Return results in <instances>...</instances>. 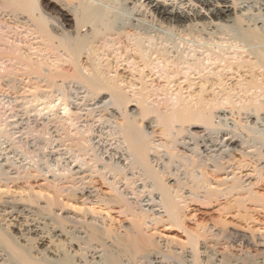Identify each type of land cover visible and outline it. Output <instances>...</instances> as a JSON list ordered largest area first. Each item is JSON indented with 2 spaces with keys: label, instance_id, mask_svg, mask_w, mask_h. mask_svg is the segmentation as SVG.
Listing matches in <instances>:
<instances>
[{
  "label": "bare ground",
  "instance_id": "1",
  "mask_svg": "<svg viewBox=\"0 0 264 264\" xmlns=\"http://www.w3.org/2000/svg\"><path fill=\"white\" fill-rule=\"evenodd\" d=\"M190 1L195 5L199 4L203 10L206 6V8L214 6L215 9L209 12L207 9L203 13L172 12L166 8L165 2L160 0H56L63 8L60 9V12H54L48 7V4L53 1L0 0V44L6 41V43L9 42V39L6 41L4 40L3 33L7 35L13 33L17 37H20V34L26 33L23 36L25 42L29 43V45L27 44L28 48L26 50H33V45L35 44L41 45L35 47L37 51L34 53L28 52L27 54L25 53L26 50L24 51L19 45H12L13 42H9L11 45L9 49L6 48V46H4L3 49L0 47V61L2 62L0 63L9 62L8 66L11 67L8 68V66H6L4 72H0V76H22L20 81H18L20 84L17 85L18 87L16 86L17 88L15 89H17V91L21 90L22 93L32 95H36L41 88L51 89L53 92L56 84L58 85L57 80L59 78L64 79L62 81L65 83L67 80H70L69 83L71 87L74 88V86H76V89L78 88V90L80 89L81 91L79 94H83L82 97H77L76 95L75 101H73V98L71 99V96L67 95L68 93L65 95L61 94V96L63 95L64 97L62 105L65 106V110L71 112V108L76 105V107H78V109L75 110L76 113L73 111L76 114L75 116H77V114H88L92 116L93 112L97 109V112L101 113L102 117L108 114L115 117L117 113L122 110V117L121 113L119 117L123 118L122 122L125 120V123L123 122L124 125H120L121 131L119 130L118 134L120 135L118 137H115V131V134L112 132V134L107 135L109 130L105 132L102 125V128H100L101 126L97 127V132L100 133L99 136L104 135L103 137H105L107 135L106 138H101L97 141V147H99L97 149L102 148V151L98 154V158L99 160L103 159V155L110 151L107 157L109 156L114 170L111 169L112 167L110 166L111 170L104 171L105 175L102 173L101 176V171L99 169L100 176H97L98 178L96 180H92V178L88 180L87 177H82L81 168L83 165L80 166V170L78 169V171H76L81 172V181L85 185V187L84 185L83 187H79V193L86 196L85 198L90 200L89 203H96L100 210L109 209L114 213L132 216V221L124 228L125 236H114L112 234V229L110 230L108 228L104 232L106 236L104 238L100 229L102 226L101 222L104 220L100 222V220H97L96 216V218L94 217V221L90 220L91 223L88 222L94 227L92 233H90V235L87 234L88 237L81 235L85 232L83 227H79V229L77 227V229L74 228L72 231L67 230L68 233H71L70 238H67L66 234L59 229L55 218H51V220H53L51 222L44 221L41 223L38 221L39 219L35 211L33 210V212L30 210L29 206L21 202L19 203L17 200H4L0 208L1 220L4 222L7 221L4 223L5 227H15L20 233L19 237L10 235L13 243L17 247H23L27 252V250H31L29 248H33L34 246L27 248L25 247L26 245H21L19 243V239L22 236L21 239L24 240L23 237L29 235V239H35L39 244L47 246L46 250H44L46 252L43 254L40 252L35 254V256L37 255V260L40 261L33 258V262H29L30 264H69L68 262H71L72 259L60 263L59 259L56 260L53 259V257H59V255H61L59 253L62 251L61 248L65 247V245V250L69 254L70 251L72 252L74 250L73 247L81 246L82 243L87 244L86 247L82 248L86 251L85 253H91L93 258L99 259L97 264H104L103 249L100 248H104V245L108 242L113 245L112 243H122L125 239L130 241L129 247L133 248V253L138 254L147 251L146 255L137 261V264H228L229 257L231 259L229 261L231 264H264V237H262V235L252 236L251 234L230 230L226 231L224 235L222 234L223 236L219 235V232L218 234L214 232V235L212 234V236H209L207 234L208 230H205V232L207 231L206 234L202 231L201 235H197L195 232L191 234V231V233H189L190 235H187L188 242H186L190 245V250L182 246L183 248L181 251L177 252V250L172 249V247L169 249L168 247L166 248L165 245L162 246L160 241L159 244L154 237L146 235L145 232L143 233L144 228H151L152 226L155 228V225L160 222L168 221L171 222L172 225H178L179 223L178 226H180V224H182L181 222L184 220L182 218V213L184 208L188 207V203L183 206L184 208L180 206V203H178L174 197L178 196V193L172 195L173 191H169L168 186H163L160 180L163 176L160 175L158 177L156 173H162L163 175L164 170L159 173L156 169L157 172L155 170L154 172L156 173H154L151 167L152 171L146 168L147 170L144 174H148L150 178H153V185H148V181L144 179V177L142 179V173L135 177L137 181L140 179L143 181L140 185L143 189L145 186L152 187V190L149 191L150 194H142L143 198L140 197L142 198L141 201H137L141 209L138 214L134 212L128 214L129 208L128 206H124L126 201L124 202L123 200L122 203L120 197H114L113 199L111 194L115 190L110 191L104 189L105 185L110 183L104 178L106 174H112L114 171L113 175L110 174V177L112 176V178L116 179L117 176H120L125 179L129 174L128 172L132 171L130 166H132L134 170L137 168L139 169L140 164L144 165L148 163V166L150 162L151 164L153 161L155 163L156 157H154V154L156 152V154L161 153V156L158 155L157 157L158 160H160L161 157H172L171 155L169 156V148H171L173 151L171 154L174 158L175 155L179 156V152H181L184 154V157H188L189 160L192 159V165L190 166L192 168H189L190 161H188L187 158L188 165H184L186 167L185 169H187V171L193 169L195 173L198 172L200 175L196 173L194 176L195 173H192V175L190 174L192 171H185L190 174V178H188L183 170H180L181 164L175 165V161L172 163V159H170L172 161L171 164L168 162L170 167V170H168L170 172L165 171V173H167L168 176H178L179 174L181 182L179 184L177 180L176 183L178 182L180 191L187 189L185 188L186 186L198 190V194L199 191H204L205 194L202 196L204 200L206 199V202L209 203L220 199L221 195L230 197L235 194V191L239 192L240 190L237 188L240 184L237 180L239 181L240 177H238V175L253 168L254 172L256 171L255 174L258 176L259 183H261V185H259V193L257 192L259 195H256V192L253 194L252 192L254 191H252V189L250 192L247 189L249 195L246 200L249 203H255L254 200L258 198L256 202L261 205H259L260 211L258 210L259 212L255 220L262 219L260 217L262 212H264H261V210H264V193L261 192V190H264V9L262 11L260 10L261 5H264V0ZM252 2L257 7L250 5ZM246 3L247 5H245ZM258 10L260 12H257ZM67 16H72L74 22L72 30L67 29L66 22L69 19ZM33 39H38L40 41L33 43L31 42ZM16 40H18V38ZM186 40L189 42H196L199 46L189 44ZM32 55L42 57H35L37 59H34L37 61L35 62L33 61ZM65 56H67V59H64ZM51 57H55L57 62H64L62 64H65L68 69L66 70V66H62L60 63H55L53 65L49 63L48 61ZM82 57H86V63L83 61V64L85 63L84 65L87 66H83L81 63ZM44 69H47L49 72L47 71L48 73H46ZM108 76H162L169 84L173 82L172 77L186 76V81L189 82L188 88L197 84L193 83V81L196 80H192L191 76H202L200 78L202 82H199L202 84V93L199 95L200 97L198 96V98H196V102L193 100L195 103L191 105L193 101L190 98V101H186L187 96L184 97L185 95L182 94L184 89H182L183 87L180 85L178 86L179 93L176 95V103L172 102L170 105L169 103L171 100L168 102V99H164L165 101L162 104L163 108L166 110L164 112L162 110L160 111V105L159 107L157 106V111H154L150 107H147V105L144 106V98H147L143 95V91L145 90L144 87V90L140 94L143 97L141 99L131 100V98L127 97L122 91L121 87H119V83L117 84L118 78H110ZM250 76H252V78L247 80L246 77ZM237 78L238 81L236 80ZM233 80L237 81L234 85H232ZM142 84L145 85L143 82ZM63 85L65 86V84ZM206 91L210 94V99L208 98V101H206L203 96ZM106 94H109V98H106ZM182 95H184V98ZM189 95L191 97V93ZM133 101L139 104V108H129L132 106L131 103ZM169 106H171V108ZM85 110H89L88 113H81ZM154 112L157 114L156 117L152 119L148 118ZM137 113L139 116L141 115V119L137 118ZM144 118H146L145 121H143ZM139 119L144 123V132L147 136H151L150 138L148 137L150 139L149 141L145 136L146 134L144 135V133H142V129L140 130L142 123H140V121L136 122V120ZM229 119L234 120L236 123L240 122L242 127L240 128L237 124L234 128L230 127L228 125ZM200 120L205 122L206 126L199 123ZM126 121L128 123H126ZM184 123H190L191 126L183 129H175L177 124ZM157 127H160L164 131L167 138L173 137V140L169 139L172 141H169L170 144L168 142L169 145H167L166 142L163 143L165 140L161 142L162 138H158L159 134H156L157 131H155ZM193 128L197 129L194 130ZM99 136L97 135V138ZM107 138L108 140L105 143V139ZM112 139H114V142L108 143V141ZM117 141L120 142V144L113 148V145H115ZM105 144L106 146H104ZM108 146H111V148H108ZM175 149L179 150L177 154H174ZM183 156L182 158H184ZM9 157L10 156H8V158ZM176 158H178L176 160L179 161L180 156ZM6 160L7 159L3 158L0 161V165L2 162V165L8 166ZM163 160L165 159L163 158ZM126 161L128 162L125 163ZM187 161L185 163H187ZM118 163H122V165ZM170 165L175 167L178 165L176 168L177 171L182 172L176 174L174 173L176 172L175 169L172 172ZM77 166H79V164ZM2 170L5 171V169ZM69 170L71 171V167ZM2 172L0 173L1 177L3 174ZM131 173L132 172H130V174ZM191 176L194 178H191ZM233 180L236 181L233 182ZM115 181L114 185L115 183L117 184ZM231 181L232 184L230 185L229 183ZM85 183H87V186ZM133 184L136 183L133 182ZM158 189L159 192L156 193V195L160 198L156 201L152 195ZM60 191H62L61 188ZM65 191H63V193ZM107 191H109L108 193L112 192L110 194L112 199H105L104 196H102L103 193L106 194ZM186 192H189V190H186ZM189 193L193 194V192ZM64 194H61V196H64ZM66 194L68 196L69 192ZM96 195L97 199L94 200L93 198ZM56 196L57 195H55V197ZM195 197L197 198L199 195L195 194ZM55 200L57 199L55 198L54 201H51L48 206H56L57 201L54 204ZM244 201L240 200L239 202L237 200V202H239L238 206L240 208L242 206L245 207L243 208L245 210L248 207L246 208V205H243ZM116 207L119 209L118 211L114 210ZM89 209H91V207ZM231 209L232 208H230V210ZM89 211L91 213V210ZM226 211L228 210L226 209ZM245 212L249 214V211ZM260 212L261 214L259 215ZM246 216L245 217L248 219L249 215ZM42 218L45 220L50 219L47 215ZM251 219H254V217ZM16 222H18L19 225H22L24 222V228H20V226L18 228L17 225L15 226ZM2 224H0L1 227ZM198 228L200 227L198 226ZM3 229L5 230V228ZM197 233H199V231H197ZM61 236L66 237V241L64 240L66 243L65 245L64 241L59 238ZM106 239H108V241L105 243L104 240ZM37 241H35L36 244ZM61 241L63 245L60 247L59 242ZM231 245L239 246L237 247L238 249L234 250L239 253H231V251H229L230 253H226L225 251L228 249L227 246ZM235 246L234 248H236ZM245 248L251 250L245 252ZM2 249H0V264H10L11 261L8 263L9 259L11 260L9 253L7 251L5 252V249ZM32 250L35 251L36 248ZM20 252L24 254L23 251ZM76 254H78L77 250ZM76 254L72 255L76 257ZM83 255L86 256L84 253ZM68 259L70 258L68 257ZM76 259L73 258L75 263ZM73 261L71 262L72 264H74ZM91 263L92 262H90V264Z\"/></svg>",
  "mask_w": 264,
  "mask_h": 264
},
{
  "label": "rangeland",
  "instance_id": "2",
  "mask_svg": "<svg viewBox=\"0 0 264 264\" xmlns=\"http://www.w3.org/2000/svg\"><path fill=\"white\" fill-rule=\"evenodd\" d=\"M48 1L49 2L53 1V2L48 4L49 5L48 7L50 10H52L54 12L55 11L60 12V9L63 8L56 2V0H47V2ZM160 1H162V2L164 1L166 8L172 12H184V13L200 12V13H203L207 9H208V12L215 9L214 6L213 7L211 6L209 8H206L207 7L206 6L205 9L203 10L199 4L195 5L190 0H160ZM245 5H247V3ZM250 5H252L253 7L256 6L253 2ZM263 9H264V5H261L260 11H262ZM260 11L258 10L257 12H260ZM67 17H69V19L67 18L68 20L66 22L67 27H68L67 29L72 30L73 26H74L72 16H67ZM3 34H4V40L6 41L9 39L8 41L10 43L13 42L12 45H15V46L19 45V47H22V49L24 51L28 48L29 43H26L25 38L23 37L24 34H26V33H24L22 35L20 34L19 35L20 37L15 36L13 33L10 35H7L6 33H3ZM16 37L18 38L19 41L16 40L17 39ZM37 41H40V40L33 39L31 42L35 43ZM6 42H2L0 44V47H2V49L4 48V46H6V48H8V49H9V46H11L9 44V42L8 43H6ZM186 42L189 44H194L195 46L196 45L199 46V44H197L196 42H192V41L189 42L188 40H186ZM33 46H34L33 50L32 49H31V51L26 50L25 53L26 54L28 52L34 53L35 51H37V50H35L36 49L35 47L41 46V45L35 44ZM35 57H36L35 55L34 56L32 55L33 61L37 62L36 58H38V57L41 58L42 56L41 57L38 56L36 58ZM51 58H50L51 60L49 59L48 62L51 63L52 65L55 63H58V64L60 63V62H57L55 60V57H51ZM34 59H36V60H34ZM64 59H67V56H65ZM81 60H82L81 61L82 64H83V61L86 63V57H82ZM1 63H0V70H1L0 72L3 73L5 70V67L9 65V62L3 63V64H1ZM62 63H64V62H62ZM62 63H60V64H62ZM84 64H83V66H87ZM64 65L65 64H62V66H64ZM8 68H11V67L8 66ZM59 69H61V68H59ZM67 69L68 68L66 66V70ZM44 70L46 71V73L49 72L47 69H44ZM0 77H1L0 78V82H1L0 83L1 84L0 85V157H1L0 161L3 158H5V159H7L6 162L8 163V166L2 165V162L0 165L1 166L0 167V173L3 171L2 169H5V171H3L2 173L3 174L6 173L5 175L2 174V177L0 175V208H1V204L4 202V200H11V201L17 200L19 203L21 202L22 204L29 206L30 210H32V211L34 210L38 219H39L38 221L41 223H43L44 221H46V222L50 221L51 222V221H53V220H51V218H53V219L55 218V221L58 223L57 225L59 226V229L62 230L66 234L67 238L68 237L70 238V236H71V233H68L67 230L72 231L74 228L77 229V227H78V229H79V227H83V230H85V232H83L81 235L84 237H86V236L88 237L87 234L90 235V233H92L93 228H94L92 225L89 224V223H91L90 220L94 221V219L97 216V220H100V222L104 220L103 222H101L102 226L100 228L101 233H103L102 235L104 238L106 237L104 232L108 228L110 230L112 229V234L114 236L124 237L125 236L124 235V228L126 226H128L129 222L132 221L131 215L126 216L125 214L123 215V214H119V213H114V212H111L112 210H109V209L100 210V208L97 207L96 203L95 204L89 203L90 200L86 199L85 198L86 196H83L81 193H79L80 192L79 187H83V185H84V183H82V181H81L82 175H83L82 177H87L88 180L91 178H92V180L93 179L96 180L100 176V174H101V176H102V173H103V175H105L104 171H106V170L108 171L110 169V166L112 167V164L109 160V156L107 157V155L109 154L110 151H108L107 154L105 153L106 155L105 154L103 155V159L99 160L98 154L102 151V148L97 149V148H99V147H97V145H98L97 141L100 140L101 138H106L108 134H112V132H114V131L116 132L115 137L116 136L118 137L120 135V134H118L119 130L121 131L120 125L123 124V122L125 123V120L122 122L123 118H121L122 117V110H121V112L117 113V115H116L117 117L116 116L115 117L110 116L109 114L107 116L105 115V117H102V114L97 112V109L95 110V112H93L92 116L88 115V114H79V115L77 114V116H75L76 115L75 110L78 109V107H76V105L73 107L71 106L72 107L71 112H68L67 110H65V106L62 105L63 104L62 100L64 98L63 95H65L66 93H68L67 95L71 96V99L73 98V101L76 100V95H77V97H82V94H83V93L79 94L81 91H80V89L78 90V88L76 89V86H74V88H75V92H74V88L71 87V85L69 83L70 80H67L65 83L62 81L64 79L59 78L57 80L58 85L56 84L55 88L53 89V92L51 89L49 90V89H45V88L44 89L39 88L40 92L38 91L37 94L35 93L36 95H32V94L22 93L21 90L17 91V89H15L18 87L17 85L20 84V82H18V81H20L22 76H0ZM31 77H33V76H31ZM108 77L118 78L119 80L117 79V81H118L117 84L119 83V87H121L122 91L127 95V97H130L131 100L141 99L143 96H141L140 94L144 90L143 89V87H144L145 90L143 91V95L145 97H147V98H144L145 99L144 100V102H145L144 106L147 105V107H150L154 111H157V109H156L157 106L159 107L161 105L159 107V110L160 111L162 110L164 112L166 109L163 108L162 103L166 99H168V102L171 100V102L169 103L170 105L172 104V102L176 103V101H177L176 95L179 93L178 86H180V85H182V87H183L182 89H184L182 91V94H184L185 96L182 95V97L187 96L186 101H190L189 100V98H190L192 101L194 100L196 102L197 101L196 98H198V96L202 93V88H201L202 84L199 83V82H202L200 79L202 76L201 77L200 76H193V77L191 76L192 80L193 79L196 80V81H193V83H195V84L197 83V84L194 85L193 87H190V88H188L189 82L186 81L187 80L186 76H175V78L170 76V77H172V80H173V82H171V84H169V82L167 83V80L164 77L162 78V76L161 77L160 76H151V77L150 76H140V77L139 76H108ZM142 77H143V79H142ZM251 78H252V76L246 77L247 80H250ZM236 80L238 81V78ZM236 80L232 81V85L236 84V82H237ZM142 82L145 83V85H143ZM63 84H65L66 87ZM61 86H63V87H61ZM71 90H72V92H71ZM200 90H201V92H200ZM69 91H70V94H69ZM76 91H77V93H76ZM151 91H154V92H151ZM145 92H147V93H145ZM153 93H155V94H153ZM190 93H191V97L189 95ZM196 93H198V94H196ZM61 94H63V95L61 96ZM72 94H73V96H72ZM156 94H158V95H156ZM192 94L195 95L196 97L193 96ZM106 95H107L106 98H109V94H106ZM34 96L36 99L34 98ZM37 96H42V97H37ZM171 96H172V98H171ZM203 96H204V99L206 101H208L210 94L208 91H206V92H204ZM192 97H194V98H192ZM60 100L62 101V103ZM146 100H147V102H146ZM172 100H174V101H172ZM28 101H29V103H28ZM194 101L192 102L191 105H193L195 103ZM131 105L132 106H130L129 108H139L138 107L139 104H137L136 101H133L131 103ZM169 107L171 108V106H169ZM73 111H75V113ZM88 111L85 110L81 113H88ZM91 111H94V110H91ZM120 113H121V117H119ZM138 113H137V115L139 116ZM81 115H83V116H81ZM100 115H101V117H100ZM156 115L157 114L154 112L148 118H151V119L155 118ZM138 116H137V118L141 117V115L139 117ZM108 119H110V120H108ZM140 119L136 120V122L140 121V123H142L140 130L142 129V133H144V135H145L146 133L143 130V125H144L143 121H145L146 118H144L143 121ZM27 120H28V122H27ZM116 121H117V124H116ZM126 123H128V122L126 121ZM199 123L206 126L205 122H203L201 120L199 121ZM236 124H237V126H240V128L242 127L240 122L236 123L232 119L228 120V125L230 127L234 128L236 126ZM101 125L104 127L103 130L105 132H107L109 130L108 131L109 133L107 132V135L105 134L106 135L105 137H103L104 135L99 136L100 133L97 132V127L101 126ZM123 125H122V128H123ZM102 126L100 128H102ZM119 126H120V128H119ZM190 126H191L190 123L177 124L175 129H179V128L183 129V128H187ZM160 129H161L160 127L155 128V131H157L156 134H159L158 138H162L161 142H163L165 140L163 143L166 142L167 145H169L170 144L169 141L173 140V137L167 138L166 137L167 135L164 133V131L162 129L161 130ZM193 129L195 130L197 128H193ZM161 131L165 135L162 134ZM115 132L113 134H115ZM97 135L99 136L98 138H97ZM145 136L147 137V139L149 141L150 140L149 138L151 136H147V134ZM166 138H167V140H166ZM169 139H171V140H169ZM107 140H108V138L105 139V143L107 142ZM111 141H108V143L109 142L113 143L114 139H112ZM168 142H169V144H168ZM118 144H120V142L117 141V143L115 145H113V148ZM104 146H106V144ZM108 148H111V146H108ZM107 149H105V150H107ZM170 149L171 148H169V152H170L169 156L171 155L172 157H167L168 159L166 157H163L165 159V160H163V158L161 157V159H162L161 160L160 159L161 153L156 154L157 153L156 152L154 154L155 156L153 155L154 157H156L155 163H154V161L152 162L153 165L148 160L150 162V164L148 165L149 167L147 166L148 163L144 164V165L140 164L139 169L137 168L134 170H133L132 166H130V169L132 171L128 172L129 174H128L127 178H125V179H123V177L121 178L120 176H117L116 179H114V178H112V176L110 177L111 173H109L108 175L106 174V176L104 178H106L107 181L110 183H108V185H105L104 189H107L110 191L115 190V191L113 193L111 192L112 194L108 193L109 191H107L108 194L103 193L102 196H104L105 199L106 198L110 199L111 195H112L113 199H114V197L115 198L120 197L122 200V203H123V200H124V202L126 201L124 203L125 205L124 204H122V205L128 206V208H129L128 214L131 212L138 214L139 211H141V209H140V206L137 204V201H139V202L141 201V199L143 198L142 194L143 195L144 194L145 195L150 194L149 191L152 190V187L151 186H145L143 189V187H140V185L143 181L141 179L137 181V178H135V177L138 176L140 173H142L143 174L142 179L144 177V179H146L148 181V182L146 181L148 185L149 184L153 185V183H154V180H152L153 178H150L148 176V174H146L147 175L146 176L144 174V172H146L147 169L148 170L150 169V171H152V169H153V172L157 169L159 173L163 172V170H164L163 175H162V173L157 174L156 173L157 170L154 173H156V175H158V177L160 175L163 176L162 178H160L161 183L163 184V186H165V185H166V187L168 186L169 191L170 190L173 191L172 195H176L178 193L177 194L178 196H174V197H175V200H177V202L180 203L179 205L183 207L186 205V203H188V207H185L186 209L183 207L184 210L182 213V218L184 220L182 219L183 220L181 222L182 224H180L181 227L178 226L179 223H178V225L177 224L172 225L171 222H168V221L157 223L155 225V228H154V226H152L151 228H148V227L144 228L143 227L144 228L143 233L145 232L146 235L154 237V239L156 241H158V243L160 241L162 246L165 245V247L166 248L168 247L169 249L172 247V249L177 250V252L181 251V249L183 247L190 250V247H189L190 245H188L186 242H188L187 235L189 236L190 235L189 233H191V231H192L191 234H194L193 232H195V234L201 235L202 231H203V233L206 234L207 231L205 232V230H208L207 234L209 236H212V234L214 235V232L216 234H218V232H219V235H222V234L224 235L226 231L234 230V231L241 232V233L251 234L252 236L253 235H255V236L262 235V237H264V212H262L264 210H261L262 214H261V212L259 213V215L261 214L260 218H262V219L259 218L260 220L256 219L257 220L256 221L255 218L257 217V214L260 211L259 205H261V204L256 202L258 199L257 197H256L257 199L254 200L255 203H253V202L249 203L246 200V198H248L247 196L249 195L248 191L250 192L251 189H252V191H254V192H252L253 194H255V192H256V195H259V194H257V192L260 189L259 185H261V183H259L258 176H257V174H255L256 171L254 172L253 168L243 172V174L238 175V177H240V179L238 178L239 181L237 180V182H239V184H240V186H238V188H237L238 190H240L239 192L235 191V194L233 196H230V197L229 196L224 197V195H221L220 199H217L216 201H212V202L210 201L211 203H209V202H206V199L204 200V197L202 196L203 194H205L204 191H199V194H198V190H196L194 188L192 189L190 186H186L185 188H187V189H184L185 191L179 190L178 185L180 184L181 180L179 178L178 173H180L182 171L178 172L176 169L177 166L181 164L180 170L182 169L183 172L186 174V176H188V178H190L189 177L190 174L192 175V173L193 174L195 173V170L189 169V168H192V167H190L192 165L191 164L192 159L189 160V158L184 157L183 156L184 154L179 152L178 149L177 150L175 149L174 154L175 153L177 154L178 152L180 153V155H179L180 156V159H179L180 162H179L176 160V159H178L176 157H179V156L175 155V158H174L173 155L171 154V152L173 153V151H172V149L171 150ZM158 155H160L159 156L160 160H158V158H157ZM8 156H10V157L8 158ZM182 156L184 158H182ZM76 157H77V159H76ZM149 159H151V158H149ZM170 159H172L173 162ZM186 159L188 161H190V165L188 168L190 170V172L192 171L190 174L185 172V171H187V169H185L186 167L184 165H186V164L188 165V161ZM154 160H155V158H154ZM182 160H184V161H182ZM12 161H13V164H12ZM107 161L110 163H108ZM174 161H175V163H174ZM186 161H187V163H185ZM127 162L128 161H126L125 163H127ZM168 162H170V164H171V162L174 163L175 165L178 164L176 167L172 166L174 164L170 165L172 172L175 169L176 172H174V173L178 174V176H176V175L168 176L167 173H165V171L170 172L169 171L170 167L168 165ZM66 163H68V164L70 163L71 165L69 164V166H68V164H66ZM78 164H79V166H77ZM82 165L83 166L85 165V166L83 167ZM119 165H122V163ZM80 166H82V168ZM162 166L164 169L162 168ZM70 167H71L72 172L69 170ZM80 168H81L82 173L76 172V171H78V169L80 170ZM8 169H9V171H8ZM99 169L101 172L98 171ZM111 169L114 170L113 167ZM64 170L65 171L67 170L68 172L67 171L65 172ZM99 172H100V174H99ZM130 172H132V173L130 174ZM80 173L82 175H80ZM113 173H114V171L112 172L111 175H113ZM196 173H198V172H196ZM196 173L194 174V176L196 175ZM63 175H65V176H63ZM198 175H200V174L198 173ZM6 178H7V181H6ZM172 178H174V179H172ZM177 178H179V179H177ZM191 178H194V177L191 176ZM117 179L119 180V182ZM122 179H123V181H122ZM177 180L179 181V184H178V182L176 183ZM114 181L117 182V184L115 183V185H114ZM132 181L135 182L136 184H133ZM235 181L236 180H233V182H235ZM127 182H128V184H127ZM85 184L87 186V183H85ZM229 184L231 185L232 181ZM84 187H85V185H84ZM106 187H108V188H106ZM60 188L62 191H60ZM63 188H65V189H63ZM117 189H119V190H117ZM247 189H248V191H247ZM186 190L187 191L189 190V192H193V194L186 192ZM63 191H65L64 192L65 194L63 193ZM142 191H144V192H142ZM53 192L56 194H54ZM57 192L59 193V195ZM68 192H69V195L67 196L66 193H68ZM158 192H159V189L157 191H155V193L152 195L153 198L156 199V201L159 200V198H160V197L158 198V195H156V193H158ZM261 192L264 193V190H261ZM61 194L62 195L64 194V196H61ZM195 194L199 195V197L196 198ZM55 195H57V196L55 197ZM140 197H142V198H140ZM215 197H213V198H215ZM55 198L57 199L54 202V204H55L57 201L56 206L49 207L48 204L51 201H54ZM125 198H126V200H125ZM50 199H52V200H50ZM93 199L94 200L97 199V195ZM239 199L243 200V201L245 200L243 205L244 206L246 205V208L248 207L247 209L244 210L243 208H245V207L242 206L240 208L238 206V203L240 202ZM211 200H213V199H211ZM237 200L239 202H237ZM90 207H91V209H89ZM229 207L232 209L230 210ZM73 208H75V209H73ZM225 208L228 211H226ZM86 209L91 210V213L89 210H86ZM248 209H250V210H248ZM114 210L118 211L119 209L116 207V209H114ZM108 211H110V212H108ZM245 211H249V214H248V212H245ZM117 214H119V215H117ZM46 215L50 217L49 220H45L42 218V217H46ZM147 215H149V214H147ZM246 215H249L248 219L246 218L247 217ZM251 216L254 217V219H251L252 218ZM104 217H106V218H104ZM1 218H2V216H0V224H2V223L4 224L5 222H7V221H5V222L2 221ZM21 221H22V219H21ZM17 223L18 222H16L15 226L17 225L18 228H19V226H20V228H24V226H23L24 222L22 225H19V223L18 224ZM3 224H2V227L5 228V230L0 225V249L3 248L2 250L5 249V252L7 251L9 253V257L11 258V260L9 259L8 263H10V261H11V263H13V264H30L31 262H33V258L34 259L36 258L35 260H37V257H36L37 255L35 256V254H37L38 252H40L42 254L44 252H46L44 250H46L47 246L44 244L43 245L39 244L38 241L35 239L34 240L32 238L29 239V235L27 237L26 236L23 237L24 240L21 239L22 238V236H21V238L19 239L20 241L19 240L18 241L21 245L22 244L26 245L25 247H27V248L33 247V246L34 247L29 248L31 250H27V252L24 250L23 247H17L13 243L10 235H12V236L16 235V237H19L20 233L18 232V230L15 227L10 226L7 228V227H5V224L4 225ZM197 224L200 228H198ZM103 225H105V226H103ZM182 226H183V228H182ZM201 226H202V229H201ZM254 229H255V231H254ZM185 231H187V232H185ZM197 231H199V233H197ZM30 237H31V234H30ZM66 237L61 236L59 238L64 241L66 239ZM35 241H37V244ZM65 241H64V245L66 244ZM106 241H108V239L104 240L105 243H106ZM61 242H59L60 247L63 245V242L62 243ZM166 243H168V244H166ZM169 243H170V245H169ZM112 244L113 245H111V243L108 242L107 244L104 245L105 246L104 248H100V249H103L104 264H128V263L129 264H137V261L139 259H141L142 257H144L146 255V252H147V251H145V252L143 251V252L138 253V254L133 253L132 252L133 248L129 247L130 241L128 239H125V241L122 243H116V244L112 243ZM181 244H183V245H181ZM37 246H38V249H37ZM86 246H87V244H85V243H82L81 246H75V247H73L74 250L72 252L70 251L68 254L65 250V247H66V245H65V247L61 248L63 251V252L61 251V253H59L61 255H59V257H53V259H56V260L59 259L60 263H63V262H66L67 260L70 261L72 259V261H73V258L74 259L77 258L76 259L77 264L78 263L79 264H85V263L90 264V262H92L91 264H97V261H99V259L93 258L91 256V253H89V254L85 253L86 251L84 249H82ZM234 246L233 245L227 246V248L229 250L226 248L228 252L227 251H225V252L230 253L229 251H231V253L232 252L236 253L237 251H234V250L238 249L237 247H239V246H235L236 248H234ZM35 248L37 251L35 250ZM32 249H34L35 251H33ZM245 249H246L245 252L251 250L248 248H245ZM76 250H77L78 254H76ZM20 251H23L24 254L23 253L21 254ZM104 251H105V253H104ZM82 252L84 254H86V256L83 255ZM237 253H239V252H237ZM72 254L73 255L76 254V257H74ZM66 256H67V258H66ZM68 257L70 259H68ZM230 260L231 259L229 257L228 264H231V262H229ZM37 261H40V260H37ZM74 261H73V263L76 264ZM71 262H68V263L72 264ZM49 264H51V263H49Z\"/></svg>",
  "mask_w": 264,
  "mask_h": 264
}]
</instances>
